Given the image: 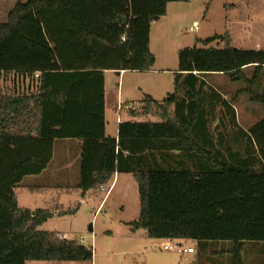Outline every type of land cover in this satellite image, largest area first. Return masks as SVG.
I'll use <instances>...</instances> for the list:
<instances>
[{"label": "trees", "instance_id": "16d2710c", "mask_svg": "<svg viewBox=\"0 0 264 264\" xmlns=\"http://www.w3.org/2000/svg\"><path fill=\"white\" fill-rule=\"evenodd\" d=\"M174 2L189 0H19L0 24V264L93 260V247L39 230L52 213L17 202L16 187L41 174L54 142L64 139L82 141L83 193L116 172L132 174L141 207L132 231L196 241L195 264H204L211 242L232 244L231 264H245V242L264 243V119L242 128L206 80L220 74L241 82L264 108V50L233 47L228 35L204 41L223 39V48L181 49L175 92L143 101L161 122H124L118 139L106 135L105 72L154 66L151 24ZM11 76L28 87H6ZM216 103L233 112L231 140L213 135ZM175 151L194 161V170L166 163Z\"/></svg>", "mask_w": 264, "mask_h": 264}, {"label": "rangeland", "instance_id": "374dc122", "mask_svg": "<svg viewBox=\"0 0 264 264\" xmlns=\"http://www.w3.org/2000/svg\"><path fill=\"white\" fill-rule=\"evenodd\" d=\"M6 20H0V24ZM264 24V0H189V2H174L167 7V14L154 20L150 31V50L156 56L154 71H129L121 78L117 73L107 74L105 92L107 107L114 113L117 111V91L124 90L125 99L137 104L131 110L143 114V101L150 94L161 102L169 94L175 92V73L178 71V53L184 48L221 47L223 39L215 40L205 46L204 41L215 36H230L234 46L245 47L244 36L257 37V28ZM197 28V29H196ZM229 37V38H230ZM225 46V43H224ZM251 75V74H249ZM211 86L217 88L226 96L234 109L236 121L245 130L264 119V108L258 103H252L243 94L241 82H230L220 74L206 77ZM7 83L13 81V76L7 77ZM6 84V83H5ZM6 87H10L9 85ZM9 89V88H8ZM257 92H260L256 88ZM127 110V109H126ZM232 110L228 111L221 103L211 117L212 130L215 139L219 140L222 133L226 140L234 137L235 129L231 124ZM158 122V119H151ZM136 122H143L138 120ZM218 137V138H217ZM165 162L172 167H183L194 170V161L181 155L178 151L171 152ZM97 197L99 196L98 193ZM101 194V193H100ZM105 195V194H104ZM104 196L101 195L100 198ZM99 198V197H98ZM71 199L77 200L73 195ZM85 201L78 205L76 215L69 214L53 216L39 230H50L67 233L70 238H84L83 245L93 247L94 256L91 262L80 261H31L28 264H195L198 256V243L186 242V246H197V253L189 260L188 256L178 251H165L162 245L167 240L151 239L144 231L133 235L119 220H136L140 212L139 196H131L127 201L112 195L103 210L95 214L101 201ZM102 200V199H101ZM95 206L93 209L91 206ZM120 205L125 206L122 212ZM73 207V206H72ZM77 208V207H76ZM92 226L93 231H90ZM204 264H231L228 242H211L208 244ZM245 264H264V243L245 242L243 253Z\"/></svg>", "mask_w": 264, "mask_h": 264}, {"label": "crops", "instance_id": "0c3cea01", "mask_svg": "<svg viewBox=\"0 0 264 264\" xmlns=\"http://www.w3.org/2000/svg\"><path fill=\"white\" fill-rule=\"evenodd\" d=\"M18 1L19 0H0V20L7 21L10 11L16 6ZM20 1L26 2L28 0H20ZM159 19H161V17ZM257 34L258 35L255 38V40L249 37V35L244 36L243 43L245 47L239 48V49L264 50V24H262V26H259V28H257ZM230 41H231V45L235 47L234 46L235 44L231 37H230ZM224 43H222L221 44L222 46L218 48H223ZM252 69H253L252 67H248L246 70L250 72V70ZM152 71H154V66L149 71H144V72H152ZM127 72L129 71H122L117 74L121 78L123 75L125 76ZM113 73H116V72L106 71L105 81H106L107 74H113ZM7 85H9L10 87L17 86L21 89L28 87L27 82L17 77L13 78V81H11L10 83H7ZM215 89L219 91L217 88ZM245 90H246V86L243 87V94L247 95ZM149 96L152 97L154 100H156V98H154L151 94ZM222 96L225 97L226 95L222 94ZM163 100L164 99H162L161 101ZM135 101L136 100H133L132 102H130L129 99H125L124 90L121 89L119 85L118 91H117V111L115 112L116 115L114 118V113H111V110L107 107L106 92H105V120H106V135L107 136L118 139L119 125L124 122H136L137 119L143 122L151 121V119H158V122H161L160 118H157L151 112L146 113L144 109H143V114H141V113L133 112L131 110H126V109L119 110L118 108V105L120 103L128 105V104L134 103ZM142 105H144V102ZM81 154H82V141L81 140L64 139V140L55 141L54 146H53V157L48 167L39 175L25 177L22 180V182L16 187L15 193L17 196L18 206L20 208L29 209L31 211H35L38 209L48 210L50 213H52L53 216H62L64 214H69L71 215V217H73L76 215V212L78 209V206H76L77 207L76 208L75 205H78L79 203L81 205L85 201H92V200L94 201L93 203L95 202L97 203L98 202L97 199H100L99 201L101 202L97 206V209L95 212V214H98L99 212L103 210L104 206L106 205V203L109 201V199L112 197L114 193H116L117 197L123 198L122 201H127L131 196H133L135 199V204H136V197L137 195L139 196L138 184L135 178L133 177V175L128 174V173H117L116 172L113 175L109 183L105 185L106 191L109 190V195H106L107 192L106 191L102 192L100 189L97 191L90 190V191H87L86 193H83L82 190L78 188V184L80 182ZM96 193H98L99 198L97 197ZM72 195L73 197L74 196L78 197V199L77 200L71 199ZM101 195H103L104 197L100 198ZM137 205L140 206V197H139L138 204L135 205V207H137L138 209ZM91 207L93 209L95 208V206L93 205ZM120 209L123 212L125 210V206L120 205ZM140 210H141V207H140ZM49 219L42 226H40L39 229H42V227L47 224ZM133 221L135 220H132V221L122 220V219L119 220L120 224H124L126 227H128L129 230L133 232L134 236L137 235L141 231H144L147 234V232L143 229L132 231L131 226L129 224ZM42 231H46V230H42ZM48 231L56 232V231H50V230ZM63 234L67 235V233L65 232L61 233V235ZM66 238L70 240L74 239V238H70L68 235ZM80 239L81 238L76 239V240L80 241ZM188 241H191V240H183L180 242L186 245V242ZM81 243L83 244V242ZM195 248H196V253H197V246H195ZM208 248H206V250ZM193 255L194 254H183V256H188L189 260L191 259Z\"/></svg>", "mask_w": 264, "mask_h": 264}, {"label": "built area", "instance_id": "2783aa9c", "mask_svg": "<svg viewBox=\"0 0 264 264\" xmlns=\"http://www.w3.org/2000/svg\"><path fill=\"white\" fill-rule=\"evenodd\" d=\"M135 104H136L135 102L132 104H128V105L120 103L118 105V108H119V110H123V109L128 110V109H132ZM100 190L102 192H105L106 187L103 185L100 187ZM106 192H107L106 195H109V190ZM61 237L66 238L67 235L63 234V235H61ZM83 241H84V238H81L80 242H83ZM161 247L165 251H178L181 254H195L196 253V248L194 246L187 247L185 244L181 243L180 241H168L165 244H163Z\"/></svg>", "mask_w": 264, "mask_h": 264}, {"label": "water", "instance_id": "95a60500", "mask_svg": "<svg viewBox=\"0 0 264 264\" xmlns=\"http://www.w3.org/2000/svg\"><path fill=\"white\" fill-rule=\"evenodd\" d=\"M158 19H159V17L155 18V20H158ZM90 231H92V226H90Z\"/></svg>", "mask_w": 264, "mask_h": 264}]
</instances>
